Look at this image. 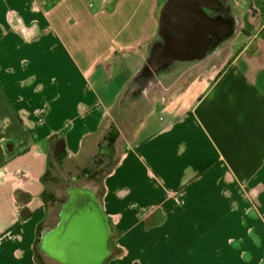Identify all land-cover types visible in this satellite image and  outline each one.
<instances>
[{"label":"crops","instance_id":"crops-1","mask_svg":"<svg viewBox=\"0 0 264 264\" xmlns=\"http://www.w3.org/2000/svg\"><path fill=\"white\" fill-rule=\"evenodd\" d=\"M164 1L0 0V264H36L58 223L45 203L54 143L89 162L125 127L100 195L81 183L109 220L105 264H264L262 8L225 0L241 11L235 57L181 90L190 64L143 71ZM163 77L175 83L151 98Z\"/></svg>","mask_w":264,"mask_h":264},{"label":"water","instance_id":"water-1","mask_svg":"<svg viewBox=\"0 0 264 264\" xmlns=\"http://www.w3.org/2000/svg\"><path fill=\"white\" fill-rule=\"evenodd\" d=\"M223 4L225 0H165L144 74L159 73L174 64L201 63L210 57L215 42L232 39L238 29H233L226 14L228 10L230 15L231 8ZM100 173L84 174L76 182L96 180ZM60 204L58 223L51 230H42L38 252L58 264H105L111 254L112 231L96 195L78 186L67 190Z\"/></svg>","mask_w":264,"mask_h":264},{"label":"rangeland","instance_id":"rangeland-1","mask_svg":"<svg viewBox=\"0 0 264 264\" xmlns=\"http://www.w3.org/2000/svg\"><path fill=\"white\" fill-rule=\"evenodd\" d=\"M252 1L259 8H262L264 6L263 0H252ZM221 2L223 3L224 0H221ZM223 6L227 8L226 5L223 4ZM157 10H158L157 11V18H158V12L160 9H157ZM230 14L235 15V17H238L239 15H241V11L240 10H238V11L233 10V12H231ZM228 19H229V17H228ZM236 28H237V26H233L234 30H236ZM237 31L239 32V31H241V29H239V27H238ZM246 31L252 32L253 27L247 26ZM244 36H245V34H244ZM233 39H230V40L226 39L222 44L215 42L214 46L216 48H213L212 50L209 51L210 53L208 54V56H210V57H208L207 59H205L201 63L190 64V65L183 67V71H187V70H190V71L188 74H183V75L181 74V76H183V80H181L179 82V84L173 86L172 84L175 82H173L172 79H168L166 77L160 78L159 79L160 85L155 89L154 93L153 92L151 93V98H154V96L156 95V91L159 90L161 87L166 88L169 85H172V89L176 88V86H179L180 89L182 90L184 87L187 86V84H189V81L196 82L197 80H203V81L208 82L209 79L212 80L213 76H215V78L217 79L219 74L225 70L226 64L230 60H232V58L235 57L234 56L235 51L238 47L237 42L239 40L233 41ZM212 44H213V42H212ZM226 61H227V63H226ZM192 67H193V69H191ZM174 74L175 73H173L172 75H174ZM213 81H215V80H212V82ZM209 85H210V83H209ZM144 87H145V89H148L149 85L146 84V85H144ZM135 113H136V111H133L132 115H134ZM124 131H128V133L124 132ZM129 132H130V128L125 127L122 133L119 132L116 128V130L112 132L110 138L114 139L115 146L118 143L117 141L120 139L121 142H119L118 144H119V148H122L123 146L126 145V143L130 144L131 136H129V135H132V133H129ZM118 152H119V150H118ZM116 153H117V151H116ZM88 154L89 153L82 155V157L79 160H74L64 153L61 146L56 147L55 144H54L52 150L50 151L51 164L49 166L48 174H47L46 182H45V186H46L45 203H46V207L48 210L47 212L50 216V224H51V221H52V224L55 222L57 223V221H58V215H59L60 210H61L60 202L62 200H64L67 189L76 187L77 182L72 181V179H77L80 177L83 178L84 173L97 174V173H95V171L91 172V170H90V166L87 163V155ZM98 163L99 164L102 163L101 157L97 159V164ZM93 167L94 166H92V168ZM101 171H102V169H101ZM101 171L98 170V172H101ZM100 176H101V173H100V175H97L96 180H88L87 182L82 180V183H83L82 185H85V183H86V185H88L89 189L94 190L98 195H100L101 189H102V188H100L101 184L98 183ZM51 218H52V220H51ZM113 246H114V244L111 243L110 247H113ZM35 251H36V264H54L51 261V259L40 254L37 249H35Z\"/></svg>","mask_w":264,"mask_h":264},{"label":"flooded vegetation","instance_id":"flooded-vegetation-1","mask_svg":"<svg viewBox=\"0 0 264 264\" xmlns=\"http://www.w3.org/2000/svg\"><path fill=\"white\" fill-rule=\"evenodd\" d=\"M246 6H248V4H245ZM104 148H100L99 150H97L95 153H94V156L93 158H91L90 161H93V162H87L90 166V170H92L93 172L95 171V173H99L98 170L101 171V169L103 170L106 166V164H108L109 162H111L115 156H116V149H115V145L114 144H109V142H106L104 144ZM106 151H108L109 153H106ZM102 159V163H98V164H95L96 160L98 158ZM92 166H94L92 168ZM84 175V174H83ZM78 179V178H77ZM77 179H72V181L76 182ZM83 180V179H81ZM81 183L82 181H80L79 183H76V187L78 186H81ZM54 264H58L57 262L51 260Z\"/></svg>","mask_w":264,"mask_h":264},{"label":"trees","instance_id":"trees-1","mask_svg":"<svg viewBox=\"0 0 264 264\" xmlns=\"http://www.w3.org/2000/svg\"><path fill=\"white\" fill-rule=\"evenodd\" d=\"M264 1V0H263ZM261 12H262V14H264V6L262 7V9H261ZM230 61H232V60H230ZM230 61H229V63H230ZM223 72L224 71H222L220 74H219V76L218 77H220L222 74H223ZM55 144V143H54ZM59 145H60V142L58 143ZM58 144L57 145H55L56 147L58 146ZM54 146V145H53ZM61 146V145H60ZM62 147V146H61ZM52 150V149H51ZM63 151H64V149H62ZM85 159V158H84ZM50 161H51V155H50ZM106 170V171H105ZM108 167H105L102 171H101V173H102V176L100 177V179L99 180H101L102 178H103V176H105L107 173H108ZM91 172H93L92 170H91ZM84 174H87V173H84ZM98 183H100L99 181H98ZM69 189H71V188H68L67 190H69ZM165 217L164 216H160V220L158 221H155L154 223H152L151 222V219H148V220H145V222H146V229H149V228H151V227H154V226H156V225H159L162 221H163V219H164Z\"/></svg>","mask_w":264,"mask_h":264},{"label":"bare ground","instance_id":"bare-ground-1","mask_svg":"<svg viewBox=\"0 0 264 264\" xmlns=\"http://www.w3.org/2000/svg\"><path fill=\"white\" fill-rule=\"evenodd\" d=\"M226 14H227V16L229 17V19H230V21L232 22V24L234 25V26H237V29H238V22H237V20H236V18L234 17V15H228V10H226ZM233 14V13H232ZM239 20V19H238ZM157 29H158V26H157ZM213 48H216V47H213ZM212 48V49H213ZM211 49V50H212Z\"/></svg>","mask_w":264,"mask_h":264}]
</instances>
